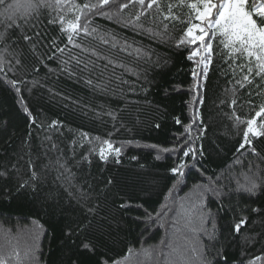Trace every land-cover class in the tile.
Instances as JSON below:
<instances>
[{
    "label": "trees",
    "instance_id": "obj_1",
    "mask_svg": "<svg viewBox=\"0 0 264 264\" xmlns=\"http://www.w3.org/2000/svg\"><path fill=\"white\" fill-rule=\"evenodd\" d=\"M106 10L117 11L115 6ZM139 10V5L124 9L119 20L95 16L93 26L98 31L77 40L84 51L67 44L57 25L48 23V12L14 31L16 44L0 46L4 59L0 172L6 173L0 175V258L5 264H162L161 241L173 231L181 251L190 247L184 235L192 233L183 214L195 199L196 185L229 169L247 171V161L258 163L264 157V138L253 139L259 157L252 155L250 146L237 152L246 124L237 125L233 116L247 120L264 104V90L236 84L244 75L236 63L245 61H236L230 69L217 54L197 88L193 70L200 73L201 69L195 58H187L193 46H176L184 25L169 24L171 39L162 43L146 31L127 26L125 21ZM142 22L145 29L163 31V24L151 17ZM25 34L32 39L25 41ZM101 37L109 42L103 43ZM53 40L65 48L63 53L56 51ZM126 45L127 51H121ZM213 45L217 47L218 41ZM136 49L142 50L140 58ZM89 79L108 88L90 86ZM12 80L19 82V92L10 84ZM258 91L262 94L257 95ZM232 99L237 100L234 107ZM109 111L119 119L113 121L104 114ZM194 117L202 118L200 126L207 129L195 140L203 146L204 155L198 157L195 169H185V177L177 178L170 171L177 163L176 155L163 149L173 147ZM191 135L196 136V125ZM96 137L122 146L119 163L113 156L106 163L99 159ZM237 158L245 161L243 169L234 165ZM21 183L30 186L21 189ZM82 185V190L91 186L90 203L96 207L87 219L65 192L81 190ZM235 188L233 181L224 189L227 195L207 196L204 214L215 220V239L200 238L209 259H216L219 251V264H264V259L255 260L264 257V191L258 189L252 195ZM121 203L131 206L121 208ZM165 205L172 211L151 224L145 213L155 216ZM254 208L261 211L253 212ZM242 218H247V224L234 234L233 226ZM170 220L179 221L176 230ZM192 226L198 228L199 222ZM205 227L211 231V224ZM83 242L93 244L95 252L84 250ZM187 255L195 264L193 254Z\"/></svg>",
    "mask_w": 264,
    "mask_h": 264
},
{
    "label": "snow or ice",
    "instance_id": "obj_2",
    "mask_svg": "<svg viewBox=\"0 0 264 264\" xmlns=\"http://www.w3.org/2000/svg\"><path fill=\"white\" fill-rule=\"evenodd\" d=\"M137 5H139L140 10L135 12L132 18L126 20L125 23L129 27L146 31L149 36L159 39L162 43H167L171 39L167 35L169 24L179 23L184 25L182 38L179 39L176 46H193L187 58L189 60L195 58L197 68L201 69L200 73L195 69L193 70V77L197 80V88H199V78L201 76L207 77L209 67L213 64L214 56L219 54V58L230 69L231 65L236 63V61L240 59L245 61L243 64L236 63V67L244 73L236 81L240 88L255 87L256 89L264 90V0H123V2L119 3L117 0H96L95 3L85 2L83 4L77 2V0H0V18H2L0 19V26H3V30H0V46L7 48L16 44L17 41L12 36V33L30 26L34 17L39 19L40 15L48 12V23L57 25L65 36L67 44L79 47L81 51H84L83 45L77 43V40L92 36L98 31L93 26V18L95 16H107L109 19L116 18L119 20L120 12L130 7L135 8ZM106 6L107 9L115 6L117 11L106 10ZM185 9H187V12H184ZM69 14H71V18H69ZM144 17H151L153 22L159 21L162 23L163 31L158 32L154 28L145 29L142 22ZM185 17L187 18L185 19ZM165 21L168 23H164ZM35 35L39 37L40 33H35ZM23 39L30 41L32 37L25 34ZM101 40L105 44L109 42L104 37H101ZM113 40H115V37H113ZM214 40L218 41V45L215 48L213 45ZM52 44L56 51L60 53L65 51V48L59 47L55 40L52 41ZM113 47H116L115 43H113ZM127 47L129 46L126 45L125 48L120 50L127 51ZM141 52V49H136L137 58H140ZM129 55H132V53H129ZM80 63V59L77 58L76 64L79 65ZM3 64L4 59L0 57V71L4 70ZM85 68H87V65H85ZM232 71L234 72V69ZM18 83L15 80L10 81V84L14 87ZM86 83L93 87H100L102 91L108 88V84L101 85L99 82L93 85L91 79L87 80ZM16 91H20L19 87H16ZM256 94L262 93L258 91ZM248 103L251 105L252 102L249 100ZM236 104L237 100L232 99L231 106L234 107ZM25 112H28L27 108H25ZM104 114L113 121L119 119L116 112L109 111ZM233 118L237 125L246 124V128L243 131V141L239 145L237 152L246 146H250L252 147V155L259 157V153L256 152L253 146V139L264 138V104L259 105V110L255 111L254 116L247 120H241L238 115H234ZM32 122L35 123V120L33 119ZM176 122L180 123L179 120ZM55 124L56 122L54 121L53 126ZM202 124V118L194 117L192 123L186 127L185 134L176 138L177 142L173 147L171 149H163L164 152L176 155L177 163L170 169L173 176L177 178L185 177V169H195L199 163L198 157L204 155L203 146H197L195 143L196 139H200L206 133V127L200 126ZM194 125H196L195 137L191 135ZM156 126L159 127V125ZM84 135L87 137L86 133ZM95 139L100 141L99 159L106 163L108 157L113 156L115 161L119 163L122 146H116L110 139L100 140L99 137ZM133 159H136V157H133ZM156 159L159 160L161 157L157 155ZM189 159L193 161L192 164H189ZM88 162L91 163L90 160ZM57 164H59V160H57ZM244 164V160L239 158L234 160V165H240L242 169ZM261 164H264V157H259L258 163L247 161V171L236 173L234 169H229L226 174L211 178L206 184L196 185L195 199L191 207L186 209L183 214V218L186 219L185 226L192 233L191 237L187 234L184 235V239L190 247L181 251L176 245V232L173 231L170 236L161 241L159 254L164 256L162 264H193L192 258L187 255L189 251L195 257V264H219V251L216 252V259H209L207 245L200 238L204 236L210 242L215 239L216 223L210 215L206 217L204 214L205 200L209 194L217 198L227 195L224 189L228 187V183L233 181L236 185V191L252 195L258 189L264 191V168L261 167ZM60 167H63V165H60ZM0 175H6V173L0 172ZM32 179H36L35 171L32 172ZM222 181H227L228 183H222ZM108 183L111 184L112 181L109 180ZM69 184L71 186L70 180ZM29 186L27 183H21L19 187L23 189ZM82 189H84L83 185L81 190L72 191L65 189V192L70 202L74 201L84 218L87 219L89 215L96 212V207L90 203L92 199L91 186H87L88 190ZM130 206V204H120L121 208ZM181 207L183 208V205ZM169 211H172V209L165 205V210L157 212L155 216L147 212L145 215L151 224H155L157 220L166 216ZM252 211L259 213L261 210L254 208ZM195 221L199 222L198 228L192 226ZM178 223V220H170L171 227L174 230H176ZM206 224H211V231L205 227ZM246 224L247 218H242L234 224L233 233L240 234L242 227ZM160 227H164V224H160ZM145 231H148L147 227ZM82 248L92 253L96 250L95 246L90 242H83ZM165 249L168 251H165ZM172 257H175V260ZM223 259L226 260L227 258L224 257ZM262 259L264 257L258 256L255 258L257 261ZM0 264H5L3 258H0ZM101 264H108V262L102 261ZM113 264H115V261H113ZM249 264H253V262L250 261Z\"/></svg>",
    "mask_w": 264,
    "mask_h": 264
}]
</instances>
